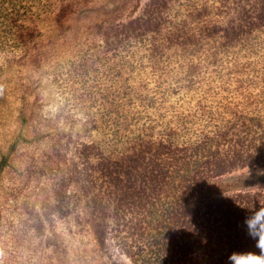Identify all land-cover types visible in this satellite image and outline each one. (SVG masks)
<instances>
[{"label": "trees", "instance_id": "16d2710c", "mask_svg": "<svg viewBox=\"0 0 264 264\" xmlns=\"http://www.w3.org/2000/svg\"><path fill=\"white\" fill-rule=\"evenodd\" d=\"M20 26L29 41V16ZM96 27L119 80L83 117L73 206L56 210L72 239L58 232V250L103 264H225L253 248L242 222L264 188L226 183L264 179L239 174L264 167V0H147Z\"/></svg>", "mask_w": 264, "mask_h": 264}, {"label": "rangeland", "instance_id": "374dc122", "mask_svg": "<svg viewBox=\"0 0 264 264\" xmlns=\"http://www.w3.org/2000/svg\"><path fill=\"white\" fill-rule=\"evenodd\" d=\"M146 1L0 0V22L13 24L0 25V264H103L58 250V232L67 244L72 235L69 216L58 223L56 210L73 206L74 158L90 136L83 117L119 80L118 59L102 58L96 25L127 18ZM27 16L35 27L29 41L20 26ZM226 187L264 188V179ZM85 234L96 246L89 227Z\"/></svg>", "mask_w": 264, "mask_h": 264}, {"label": "clouds", "instance_id": "9594fccd", "mask_svg": "<svg viewBox=\"0 0 264 264\" xmlns=\"http://www.w3.org/2000/svg\"><path fill=\"white\" fill-rule=\"evenodd\" d=\"M257 175H264V169H259ZM245 210L248 214L242 222L243 229L246 236L254 241L253 248L228 252L225 264H264V205ZM202 242H206V238Z\"/></svg>", "mask_w": 264, "mask_h": 264}]
</instances>
